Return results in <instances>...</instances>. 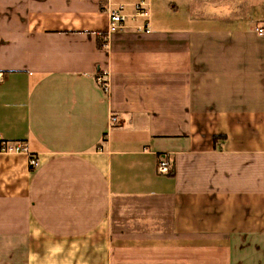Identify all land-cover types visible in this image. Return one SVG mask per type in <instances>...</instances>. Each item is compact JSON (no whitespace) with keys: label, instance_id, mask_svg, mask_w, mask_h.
Segmentation results:
<instances>
[{"label":"crops","instance_id":"crops-1","mask_svg":"<svg viewBox=\"0 0 264 264\" xmlns=\"http://www.w3.org/2000/svg\"><path fill=\"white\" fill-rule=\"evenodd\" d=\"M137 1L0 0V264H264V0Z\"/></svg>","mask_w":264,"mask_h":264},{"label":"built area","instance_id":"built-area-1","mask_svg":"<svg viewBox=\"0 0 264 264\" xmlns=\"http://www.w3.org/2000/svg\"><path fill=\"white\" fill-rule=\"evenodd\" d=\"M133 13L127 16L123 13V6H116L108 10V27L107 34H112L114 32L121 31L126 27V19L130 17L131 19H142L141 24H136L134 27L139 32H149L150 24V7L146 0H139L133 5ZM258 36H264V28L256 29ZM99 86L103 91L108 92L107 81L103 77L97 78ZM111 123L116 122V118L111 116ZM0 154H25L29 157L28 164L31 168H36L38 166V161L33 158L28 151L27 147L18 141H7L0 135ZM156 173L158 175H170L173 172V164L166 154H160L157 158L156 163Z\"/></svg>","mask_w":264,"mask_h":264},{"label":"rangeland","instance_id":"rangeland-1","mask_svg":"<svg viewBox=\"0 0 264 264\" xmlns=\"http://www.w3.org/2000/svg\"><path fill=\"white\" fill-rule=\"evenodd\" d=\"M201 3H202V1H204L205 3L204 4H206V7H208V9H212V10H216V8H217V5L218 4H221V3H223V2H227V3H231V5H235V4H237L236 2L237 1H240L241 3L240 4H242V5H245V3H247V0H199ZM219 7V6H218ZM214 8V9H213ZM210 11V10H209ZM217 15H204V17H216ZM242 16H244L245 17V15H242Z\"/></svg>","mask_w":264,"mask_h":264}]
</instances>
